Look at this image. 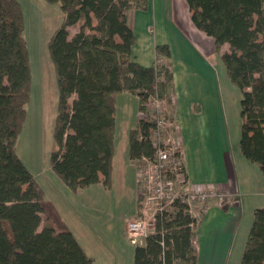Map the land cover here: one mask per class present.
<instances>
[{
	"label": "trees",
	"instance_id": "1",
	"mask_svg": "<svg viewBox=\"0 0 264 264\" xmlns=\"http://www.w3.org/2000/svg\"><path fill=\"white\" fill-rule=\"evenodd\" d=\"M46 1L58 3L62 11L60 25L47 40L58 91L49 164L72 190L99 181L109 185L115 93L138 97L129 158L135 163L153 158L150 134L156 123L147 102L169 96L170 49L156 45L152 66L132 58L127 11L137 0ZM186 3L197 28L216 46L228 43L221 59L229 82L241 92L239 150L264 176V0ZM80 21L70 34L69 27ZM22 31L18 0H0V264H93L15 152L30 88ZM196 221L185 202L174 200L170 210L156 215L154 229L135 243L132 264H197ZM240 264H264V206L253 211Z\"/></svg>",
	"mask_w": 264,
	"mask_h": 264
},
{
	"label": "rangeland",
	"instance_id": "2",
	"mask_svg": "<svg viewBox=\"0 0 264 264\" xmlns=\"http://www.w3.org/2000/svg\"><path fill=\"white\" fill-rule=\"evenodd\" d=\"M18 2L23 14L22 35L25 40L30 68V88L25 121L15 140L16 155L43 187L46 195L56 202L61 222L67 224L77 237L83 235L87 239L90 236L91 240L87 239L88 245L84 239L86 243V250L84 249V251L94 258V264H132L133 251L127 250L125 247L134 248L135 245L129 240H119V232L114 227L111 228L108 236H104V228L98 227L97 222L108 219L101 210L113 214L115 218L112 221L114 222L119 221V217L124 212L134 211L135 199H131L132 194L127 187L123 185L113 186L110 193L99 196L93 189L95 186H91L82 194L79 193L67 198L60 191L57 193L55 184L50 182L49 156L55 145L53 125L58 91L47 40L55 28L60 25L62 11L56 2L46 0H18ZM80 24L81 21L72 25L69 28L70 34L78 30ZM154 28V36H158ZM164 32L167 33V40L170 42L168 47L173 54L172 57L174 61H178L182 54L188 53V51L184 49L183 44L179 43L175 36L169 33V29L165 28ZM150 35L153 38V33ZM194 60H192L193 66L195 65ZM196 64L200 63L197 62ZM201 65L204 66V63ZM195 66L197 67V65ZM214 68L217 73L212 75ZM223 68V62L218 60L209 66V70L203 68V72L199 71L202 87L208 88L213 94L215 102L209 108L205 118L200 120V127L193 128L191 131L190 162L203 181L198 183L188 181V184L204 189L209 185L216 188L219 183L228 180L226 175L228 169V173H231L229 181L232 180L235 183V190L238 194L229 198L226 197L228 203L225 204H229L234 199L237 202L235 205L230 204L227 207H221L223 203L217 197L211 198L217 202L219 207L215 205L210 207L207 216L201 218V221H205L201 230L203 233L202 241L207 248L206 253L202 256V264H240L247 234L253 220L254 208L264 206V176L257 164L244 158L239 150L238 141L241 125L239 99L241 92L229 82ZM196 85L192 82L191 90ZM160 106L161 116L165 118L167 123L172 121L170 120L172 109L168 101L160 100ZM137 109V99L132 94L124 92L116 95V148H121L123 144L124 129L128 126L126 120ZM182 120L187 126L194 123L193 119L188 118L185 114L182 115ZM226 156H228L226 159L228 166L222 161ZM140 160L135 163L136 167L142 165L143 162ZM218 177L223 180L218 179ZM138 179L139 176L136 172L138 204L135 216L144 215L148 221L149 214L154 209L142 203L143 197L139 190L143 191V187ZM99 203H102L105 209ZM203 203L197 205L199 210L195 216L196 220L201 214ZM195 209L197 208L192 206V210ZM196 225L197 221L195 228ZM81 240L83 241V239ZM142 241L143 238L139 237L135 243ZM122 252L125 254L122 255Z\"/></svg>",
	"mask_w": 264,
	"mask_h": 264
},
{
	"label": "crops",
	"instance_id": "3",
	"mask_svg": "<svg viewBox=\"0 0 264 264\" xmlns=\"http://www.w3.org/2000/svg\"><path fill=\"white\" fill-rule=\"evenodd\" d=\"M137 1L139 3H137L136 6L130 8L127 11V22L134 33L132 58L136 62L143 66H152L155 64V46L159 44H166L167 46L170 45V42L167 40V33L164 32L165 28L169 29V33L175 36L178 42L183 44L184 49L188 51V53L182 54V57L178 61H174L172 57L173 54L170 52L169 63L172 71V78L171 88L168 94L169 96L166 101H168V104L172 109V114L170 118V120L172 121H170V125L173 126V128L171 131V136L174 138V140L178 142L180 146L181 158L184 166V171L186 173V178L190 183H198L203 180H201V178L197 175L192 163L190 162V147L192 146V141L190 140L191 131L193 130V128L200 127V120L205 118L209 111V108H211L213 102H215L214 96L208 90V88L202 87V79L200 78L199 71L203 72V68L209 70V66H212L213 62L215 61L217 62L219 60L222 62L221 55L224 51L228 50V43L224 42L216 46L211 36L207 35L203 30L197 28L192 23L186 0ZM153 28L156 29L158 36H154L155 31H153ZM152 33L153 38L150 35ZM193 59H195L194 64L197 65V67L195 65L193 66ZM197 62L200 64H196ZM202 63H204V66L201 65ZM223 70L225 69L223 68ZM213 73H217L215 68L212 70V75ZM192 82H194L195 85L198 84L196 85V87L193 88V90H191ZM124 92L132 94L134 98L137 99L138 106V97L136 94H133L128 91L118 92L115 93L114 97L115 113L116 95L119 93L123 94ZM139 114V110L137 109L136 112L131 113L129 119L126 120V125L128 126H126V128L124 129L123 144L121 148H116V122L114 124V148L112 155V168L109 185H105L101 181H99L94 184H90L84 187H78L77 189L72 190L53 172L51 166L49 171V179L51 183L55 184L56 192L58 193V191H60L64 194V197L67 198L73 197L74 195L79 193L82 194L91 186H95L93 187V189L97 192L99 196H105V193H110L113 186H126L128 191L132 194L131 199H135L134 211L130 213H128L127 211L124 212L122 216L119 217V221L114 222L112 221L115 218L113 214L101 210V212L104 213L108 219L107 221L97 222L98 227L104 228V236H108L110 234L111 228L114 227L119 232V240H129L133 245H135V243L132 242L130 238L126 235L125 229L127 221L135 216V211L137 207V167L135 166V162L132 161L128 156V134L129 130L135 126ZM184 114L188 118L193 119L194 123L187 126L182 120V115ZM227 158L228 156H226L224 160H222L224 161L225 165ZM228 172L229 171L227 169L226 175L228 180L223 182L218 181L221 183H219L217 186L220 188L227 189L228 191H231L234 194H238L235 190V183L232 180L229 181L231 173ZM218 179L223 180L220 177H218ZM134 189H136V191L133 192ZM44 196L54 205L55 209L57 210L58 208L55 204L56 202L46 195L45 190ZM87 196L84 198L86 199ZM210 200L211 198L206 201V203L201 209V214L197 220L195 234L193 237V244L197 250V264H202V256H204V253H206L207 250L202 241L203 233L201 231L203 223L205 221H201V218H203L205 215L207 216L210 207L214 205L218 206L216 204V201ZM236 203V199H234L229 204H223V206L221 207H227L230 204L235 205ZM99 204L105 209L102 203ZM63 224L73 233L82 248L86 250L85 244L88 242L87 239L90 236L87 237V239L84 238L83 235H80L82 238L80 236L77 237L75 232L70 229L67 224H65L64 222ZM83 233L85 234V231H83ZM81 239H83V241ZM84 239L86 243L84 242ZM89 240H91V238H89ZM88 244L89 243H87V245ZM132 248L133 247H125V249L133 251L134 248ZM121 254L124 255L125 252H122ZM92 259L94 264V258Z\"/></svg>",
	"mask_w": 264,
	"mask_h": 264
},
{
	"label": "built area",
	"instance_id": "4",
	"mask_svg": "<svg viewBox=\"0 0 264 264\" xmlns=\"http://www.w3.org/2000/svg\"><path fill=\"white\" fill-rule=\"evenodd\" d=\"M158 98L147 102L148 109L155 116L156 127L150 134L155 147L153 158L143 157L142 165L137 167L138 182H141L143 191L142 203L152 207L154 211L149 214V220L139 215L126 224V233L132 242L144 238L154 229L155 217L162 211L171 209L174 200H181L187 204L188 211L194 217L198 214L199 204L204 200L217 197L223 204L228 203L227 198L234 193L220 187L209 185L206 189L188 184L181 158L180 146L171 136L173 126L161 116V106ZM168 124V125H167ZM203 203V205L206 203ZM192 206L197 209L192 210ZM139 217V218H138Z\"/></svg>",
	"mask_w": 264,
	"mask_h": 264
}]
</instances>
